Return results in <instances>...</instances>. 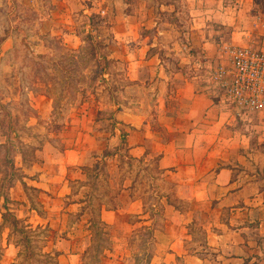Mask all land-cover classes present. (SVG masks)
<instances>
[{
  "label": "crops",
  "instance_id": "obj_1",
  "mask_svg": "<svg viewBox=\"0 0 264 264\" xmlns=\"http://www.w3.org/2000/svg\"><path fill=\"white\" fill-rule=\"evenodd\" d=\"M6 2L0 0V8ZM187 4L190 30L172 50V64L151 52L149 38L136 33L140 24L128 18V45L136 43L128 48V81L140 90L138 98L128 96L127 108L113 114L111 127L126 134L132 157L144 163L157 159L171 192L160 200L165 214H144L124 181L114 205L98 212L107 231L95 264H141V252L128 243L139 228L150 231L155 243L147 264H264V105L258 112L239 109L211 79L226 59L224 47L264 53L262 2ZM68 38L70 47L80 45L78 37ZM0 40L7 47L0 50L1 60L14 42L11 37ZM100 112L83 107L58 133L60 149L49 142L32 155L21 146L8 156L10 134L0 133L2 171L6 176L13 169L20 176L6 190L7 207L25 226L45 232L42 253L53 258L42 264H88L95 226L81 202L73 201V185H86L89 167L97 171L99 157L110 149L112 135L101 131ZM92 159L96 162L90 166ZM103 159L105 165L114 162ZM115 174L110 170L111 178ZM5 176L0 175V191ZM31 189L37 192V210L30 204ZM5 213L0 192V264H18L20 246L14 229L4 223Z\"/></svg>",
  "mask_w": 264,
  "mask_h": 264
},
{
  "label": "rangeland",
  "instance_id": "obj_2",
  "mask_svg": "<svg viewBox=\"0 0 264 264\" xmlns=\"http://www.w3.org/2000/svg\"><path fill=\"white\" fill-rule=\"evenodd\" d=\"M261 2L264 12V0ZM128 18L140 24L136 33L149 38L148 44L154 45L151 52L172 64V50L190 30L187 0H7L0 8V38L11 37L14 42L0 60V133L10 134L12 141L5 146L8 156L21 146L29 147L32 155V150L49 142L60 149L58 133L90 105L101 109V131L112 137L118 134L109 138L110 149L99 157L97 171H93L96 166L89 167L86 185H73V201L81 202L80 209L84 208L86 216L92 215L95 225L88 264H95L98 251L106 244L107 228L97 220L99 207L114 205L124 181L141 202L144 214H165L160 200L171 192L163 183L157 159L144 163L132 157L126 134L115 133L111 127L113 114L127 108L128 96L138 98L140 90L128 81V48L136 46L128 45ZM68 34L78 37L77 48L66 42ZM3 47L0 42V50H7ZM4 154L1 149L0 175L5 176ZM105 156L114 162L105 165ZM93 162L90 160V166ZM110 170L116 172L112 178ZM148 232L139 228L128 241L141 252L137 260L141 264L148 263L155 246ZM31 237L26 243L24 235L14 234L21 250L18 264L45 262L43 237Z\"/></svg>",
  "mask_w": 264,
  "mask_h": 264
},
{
  "label": "built area",
  "instance_id": "obj_3",
  "mask_svg": "<svg viewBox=\"0 0 264 264\" xmlns=\"http://www.w3.org/2000/svg\"><path fill=\"white\" fill-rule=\"evenodd\" d=\"M222 52L226 59L216 66L211 79L227 90L239 109L260 111L264 105V53L254 47H224Z\"/></svg>",
  "mask_w": 264,
  "mask_h": 264
},
{
  "label": "trees",
  "instance_id": "obj_4",
  "mask_svg": "<svg viewBox=\"0 0 264 264\" xmlns=\"http://www.w3.org/2000/svg\"><path fill=\"white\" fill-rule=\"evenodd\" d=\"M7 163L10 164L11 162H7ZM11 167H13L12 163H11ZM16 174H17V171L12 169L11 173L9 172V173L6 174L5 179L3 181V184H2V188H1L0 192L4 193V195H5V205H6V213L3 215V219H4V223H9L11 225V227L14 229L15 232H18V233L24 235L23 239L26 241V243H28L30 241V238H32L31 236H34V237L42 236L44 238L45 232L44 231L42 232L39 229H36L34 231V230H32V228H30L29 225L25 226L24 221L18 220L17 217L14 215L15 213H13L9 209V207H7V203L9 202V200H8V198L6 196V190L11 187V185L13 184L14 179L17 178ZM17 176L20 177L18 174H17ZM28 191L31 194H34L36 196L37 192L35 190L31 189V190H28ZM29 200H30V204H31L32 209L37 210V205H36L35 201L33 200L32 196L29 197ZM102 206H103V204H102ZM99 211H100V207H99ZM83 212H84V208H83ZM97 220H98V218H97ZM29 235H30V237L28 239L27 237ZM43 242H44V239H43ZM41 250H42V247H41ZM44 256L46 257L45 260L47 258H48V260H51V258H49V256H47L45 254H44ZM19 258H20V255H19Z\"/></svg>",
  "mask_w": 264,
  "mask_h": 264
}]
</instances>
